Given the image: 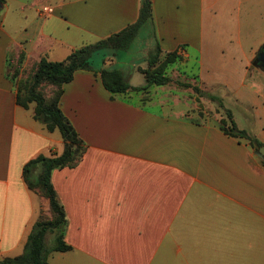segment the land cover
I'll return each mask as SVG.
<instances>
[{
	"label": "crops",
	"instance_id": "obj_1",
	"mask_svg": "<svg viewBox=\"0 0 264 264\" xmlns=\"http://www.w3.org/2000/svg\"><path fill=\"white\" fill-rule=\"evenodd\" d=\"M47 1L33 8L38 29L21 24L25 2L18 13L10 0L0 8V259L22 253L48 209L24 165L63 149L59 131L33 117L34 103H17L16 80L43 57L63 60L135 22L141 2ZM44 5L53 13L41 15ZM152 15L161 56H179L171 82L112 94L98 72L81 69L62 86L59 107L86 149L51 173L71 248L49 264H264L260 146L225 133L216 103L192 89L218 97L264 145V0H152ZM146 65H134L132 86L145 83Z\"/></svg>",
	"mask_w": 264,
	"mask_h": 264
},
{
	"label": "trees",
	"instance_id": "obj_2",
	"mask_svg": "<svg viewBox=\"0 0 264 264\" xmlns=\"http://www.w3.org/2000/svg\"><path fill=\"white\" fill-rule=\"evenodd\" d=\"M5 1L0 0L1 3ZM121 52L129 53L130 58L121 60ZM100 54L101 61L97 63L95 57ZM161 54L152 15V0H141L137 20L120 31L72 50L63 60L51 61L43 57L35 63L29 79L17 88V103L25 108L29 103H34L33 117L47 130L59 131L63 149L60 153L49 156L40 154L24 165V182L30 190L48 201L49 215L43 216L41 212L28 234L22 253L3 257L0 264H49V255L52 252L71 248L64 239L67 219L51 182V173L56 168L75 166L86 147L59 107L63 84L73 79L75 71L82 69L98 72L103 87L112 94L140 91L150 85H163L172 81L167 70L179 56L175 51L166 52L162 56ZM106 57L116 58L117 61L111 66H102L101 63ZM140 59L147 62L145 67H138L145 83L132 86L129 79L134 65ZM253 64H257L256 59ZM46 84L53 87V93L48 96L41 91ZM192 89L216 103L222 115L220 128L225 133L245 138L255 148L261 146L250 134L237 127L230 109L218 97L196 86H192Z\"/></svg>",
	"mask_w": 264,
	"mask_h": 264
},
{
	"label": "rangeland",
	"instance_id": "obj_3",
	"mask_svg": "<svg viewBox=\"0 0 264 264\" xmlns=\"http://www.w3.org/2000/svg\"><path fill=\"white\" fill-rule=\"evenodd\" d=\"M21 2H25V4H27V6L24 7V11H25L26 15H28V21L26 19H22L21 18V20H22V23L21 24L27 25L29 23V26H31V27L34 26L35 29L40 28L41 24L43 23V20L40 19V18H38L37 14L34 12L33 8L35 9L38 6L44 4V3L48 2V1L47 0H10L9 10L8 11H11V12H14V13L20 12ZM1 11H0V13H1ZM150 42H152V41H150ZM120 56H121L122 59L128 60L131 55H129V53L126 54L124 52H121ZM101 57H102L101 54L98 57L96 55L95 60H96L97 63H100ZM106 58H108V57H106ZM141 62H143V59H140L139 61H137V64H139ZM29 77H30V74L29 73H26L24 77L16 80V87L19 89V87H21L22 83L25 82L26 80H28ZM133 82H136V80L133 79ZM41 91L46 96H48V95H51L53 93V87L50 86V85H48V84H46L45 86L42 87V90ZM42 213H43V216H48L49 215L47 211H43ZM247 256L248 255H245V258L246 259H247ZM260 264H263V263H260Z\"/></svg>",
	"mask_w": 264,
	"mask_h": 264
},
{
	"label": "water",
	"instance_id": "obj_4",
	"mask_svg": "<svg viewBox=\"0 0 264 264\" xmlns=\"http://www.w3.org/2000/svg\"><path fill=\"white\" fill-rule=\"evenodd\" d=\"M1 6H2V3L0 2V8ZM258 57L260 59H264V47L259 51ZM257 155L264 161V145L258 148Z\"/></svg>",
	"mask_w": 264,
	"mask_h": 264
},
{
	"label": "built area",
	"instance_id": "obj_5",
	"mask_svg": "<svg viewBox=\"0 0 264 264\" xmlns=\"http://www.w3.org/2000/svg\"><path fill=\"white\" fill-rule=\"evenodd\" d=\"M53 7L49 6V5H44L41 7V9L39 10L40 14L43 16H47L53 13Z\"/></svg>",
	"mask_w": 264,
	"mask_h": 264
},
{
	"label": "flooded vegetation",
	"instance_id": "obj_6",
	"mask_svg": "<svg viewBox=\"0 0 264 264\" xmlns=\"http://www.w3.org/2000/svg\"><path fill=\"white\" fill-rule=\"evenodd\" d=\"M260 59V58H259ZM262 62H264V59H260Z\"/></svg>",
	"mask_w": 264,
	"mask_h": 264
}]
</instances>
